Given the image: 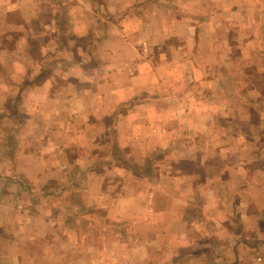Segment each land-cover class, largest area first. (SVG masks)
Instances as JSON below:
<instances>
[{
  "label": "crops",
  "instance_id": "1",
  "mask_svg": "<svg viewBox=\"0 0 264 264\" xmlns=\"http://www.w3.org/2000/svg\"><path fill=\"white\" fill-rule=\"evenodd\" d=\"M5 59L23 72L5 109L100 100L79 127L13 120L38 130L0 142V264H158L173 244L169 264H264V0H0V80Z\"/></svg>",
  "mask_w": 264,
  "mask_h": 264
},
{
  "label": "clouds",
  "instance_id": "2",
  "mask_svg": "<svg viewBox=\"0 0 264 264\" xmlns=\"http://www.w3.org/2000/svg\"><path fill=\"white\" fill-rule=\"evenodd\" d=\"M51 6L59 10L57 5ZM27 7L36 8L38 7V5H29ZM125 7H128V5H125ZM32 14L35 15L34 12ZM87 23V21H81L79 23V25L75 28L77 34H84V26ZM3 66V79L0 80V110H4V106L6 105L10 97L13 99L15 98V96L19 92V86L23 79V72L15 61L10 62L8 59H5L3 61ZM114 68H116L115 63L107 65L106 67L102 68L101 73H98L97 77H95L94 79H96L97 81H107L109 74L112 73V70ZM118 72L119 70H117V75ZM113 79H115V77H113ZM115 83H119V81L117 80L115 81ZM112 87L113 85L108 84L107 82L100 86V91L102 94H104L106 100L111 99ZM29 99L30 98L27 96V94H25L22 107H27V110L35 113L36 118L43 119L45 122H47L48 117L53 115L60 117L61 120H66L70 118L73 127H79L86 122L87 115L91 114L93 109H96V105L99 102L100 97L96 96L95 98H89L85 96L81 98H76L71 93V91H69L67 96H65V98L61 102H59L56 107L51 108L48 105L37 106L35 103L29 105ZM57 123H60V121H57ZM16 128L17 125L14 121L5 120L2 126H0V139H6L9 134L16 135ZM37 130L38 129L36 125H30L26 129H23L19 132L18 139L26 142L28 141V138L30 136H33L37 132ZM184 139L187 140V143H181L179 145V148H177V151L183 149L185 152H193L197 149V145L192 142L191 136H187ZM218 192L221 194V196L224 194L220 188H211L209 189L207 194H210L211 196L215 197L216 193ZM177 234L179 235L181 243L187 244L195 243L196 239H199L201 236L207 235L208 233L204 230L203 226L197 228L179 225L175 229L173 235ZM178 246L179 245L177 244H173L168 251L163 252L160 257H157L156 259L158 264H169L171 256L176 255L175 247ZM9 254L14 260L16 255V249H12ZM5 264H7V261H5ZM177 264H179V261H177Z\"/></svg>",
  "mask_w": 264,
  "mask_h": 264
},
{
  "label": "rangeland",
  "instance_id": "3",
  "mask_svg": "<svg viewBox=\"0 0 264 264\" xmlns=\"http://www.w3.org/2000/svg\"><path fill=\"white\" fill-rule=\"evenodd\" d=\"M7 102H9V101H7ZM29 104H30V102H29ZM8 106H6V109H7V112L8 113H12V120H9V121H13V120H15V121H20V120H22V114H23V108L24 107H22V103H20L19 101H12V102H10V104H7ZM5 109V106H4V110H6ZM23 118H25V120H26V117H23ZM23 122H24V119H23ZM15 124H18V123H15ZM26 124H27V121H26ZM7 137H11V139H13L15 142H19V141H21L20 139H18L17 138V136H15V135H13L12 136V134L10 135H8ZM31 137V136H30ZM4 140H6V139H0V142H2V141H4ZM30 148H32L33 149V147H30ZM51 149H53V148H51ZM51 149H49V150H51ZM16 151V150H15ZM68 155V154H67ZM66 156V155H65ZM69 157L71 156V153H69V155H68ZM106 156H109V154H107ZM67 157V156H66ZM69 164V163H68ZM70 165H68V167H69ZM39 167H36V169H38ZM70 168V167H69ZM65 170H67V169H62V171H65ZM79 170H82L81 168H78L77 170L76 169H72V170H70V172L71 173H74L73 171H79ZM97 171H100V172H102V170L101 169H97ZM68 176H69V174H68ZM78 182H82L81 181V178L79 177L78 178ZM54 180L51 182L52 184H51V186L52 185H55L54 184ZM84 182V181H83ZM100 182H102V181H100ZM65 183V182H64ZM45 189L47 190V191H49V187H48V185L45 187ZM37 199V198H36ZM65 200H66V198H64L63 200H62V203H65ZM263 231H261V232H263L264 233V229H262ZM258 238H261V236H259V235H257L256 234V236L255 237H251L250 238V240L248 241V242H243V243H239L238 244V249L240 248L241 250H243V251H250V248H252V246H253V244L255 243V239H258ZM244 239V238H243Z\"/></svg>",
  "mask_w": 264,
  "mask_h": 264
},
{
  "label": "built area",
  "instance_id": "4",
  "mask_svg": "<svg viewBox=\"0 0 264 264\" xmlns=\"http://www.w3.org/2000/svg\"><path fill=\"white\" fill-rule=\"evenodd\" d=\"M257 261L259 263H264V252L263 253H260V256L257 258Z\"/></svg>",
  "mask_w": 264,
  "mask_h": 264
}]
</instances>
